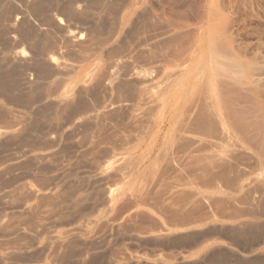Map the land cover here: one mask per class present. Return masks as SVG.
Segmentation results:
<instances>
[{
	"label": "rangeland",
	"instance_id": "374dc122",
	"mask_svg": "<svg viewBox=\"0 0 264 264\" xmlns=\"http://www.w3.org/2000/svg\"><path fill=\"white\" fill-rule=\"evenodd\" d=\"M91 1H82L84 4L82 5V2L80 3V1L78 0L76 2V0H74L75 7L80 4L82 5V7L84 6V9L82 8L80 10L81 12H83L81 13L77 8L74 7L73 0L72 2L70 0H0V130L2 129L0 133H5L0 137V264H264V208H261L262 205V207H264V203L261 204V206L259 205L258 207L253 208L256 213L255 214L253 212L255 217L259 215L256 218L253 217V214H251L253 210H245L243 212L244 216H242L233 224L228 223V221L224 219H212L200 227L190 228L181 232H168L167 236L164 235L166 236L164 239V236L158 237L156 235H152V230L156 229L157 226V229L159 230H161V228L162 230H169V227L163 222L161 217L153 213H151V215L150 212L146 209L141 208L142 210H139V208H137L138 203H134L135 200L125 199L121 201L122 203L119 202L111 209H105L101 212L92 211V214L89 213L91 211L90 208L92 206V200L88 199L89 201H86L85 203L83 201L84 199H81L85 197L86 199L88 197L92 199L91 195H93V190L91 191V188H89L88 186L92 179V176L90 173H86L88 172V165L91 166L92 162L91 147L89 146L90 141H88L89 139L87 138H91L92 134L91 130H86L87 132L83 135H87L88 137H85L86 141H84L85 138L83 137V135L77 133V120L74 121L70 118V114L72 113L70 108H74V106L70 105H75L79 102L80 104L82 103L83 105H87V102H90L91 100L89 99L90 97L84 92H86L90 88H87L85 84L77 83V78L74 77V75L65 76L63 74H59L55 76V74L53 76L52 72L55 73L54 70L56 71V66L51 63V58L54 55L52 52L53 47L55 45L58 46L61 42H63L61 44V48L65 49H61L62 52L64 51L63 55L67 52L64 56L63 61H65L68 65L75 66L77 68L76 70L82 72L83 74H90L95 70L99 71L100 69L101 71H105L108 67H110L106 65V63L108 62L106 61V57L109 51L110 53L108 55L116 52L114 55L117 56L112 58L113 61L110 62L111 64L116 60L114 65L117 64L121 67L123 64H126L125 66L129 67L134 63V57L138 56L139 53H143V51H145L143 47L145 40L152 39V41L150 42L152 44L149 48L150 50H152L154 49L152 47L156 46V44L159 43L158 40L163 41L164 38H168L170 40L171 38L169 37H174L175 34H177L174 38L182 37L185 38L188 43H191V45H188L194 52L191 51L190 56H194L196 54V45H198V42H200L199 39L202 37L207 38L209 40V46H212L215 51L217 66L215 69L216 73L214 72V76L217 81L218 87L220 86L219 91L224 106L226 107L228 122L231 125L234 124L232 126L238 131V134L240 135V139L242 141L244 140L245 143L249 141L246 144L249 143L248 145L251 147L256 160L258 159L257 163L262 164L261 168L264 169V162H262L264 161V87L262 86V84L264 85V82L259 87H254L251 89V91H248V89L243 88V86L236 84L232 80L233 73L230 70L231 64L233 65L235 63V58L243 55L248 57L249 59H255V70H257L259 67L260 71L262 69L264 70V0ZM69 5H71V7ZM68 8H70L69 11ZM57 12H60V15L62 16H60L59 14L57 15ZM66 15L68 16L67 19ZM146 15L148 16V18H146ZM17 18H20V24H17L16 28H13L11 22H15ZM64 19L67 20L65 21L67 25L65 24ZM70 19H72L73 21ZM79 19L81 20V22L79 21ZM75 20L79 22L76 21L75 23ZM83 22L88 23H85V25ZM149 22H151L152 25ZM70 24L72 25L70 26ZM82 26H84L83 30H85V32H87V28L92 29V31H90L91 29H88L89 33H85V40L80 41V44L79 42L66 41L67 39H65V37L63 36L65 31H74V29L75 31H77L76 29L82 30ZM65 27L71 28L72 30H67ZM14 29H16L17 31H15ZM111 29L113 31H111ZM12 31L14 33H12ZM164 31L166 33L168 31V33L164 34ZM94 32H96L97 34ZM111 34L112 37H110ZM91 36H94L95 39H91ZM97 37L99 38L96 40ZM102 38H108L109 40L107 39L105 41L104 39L103 42ZM126 39H128L127 42L129 41V46L126 45ZM16 40L19 42H17ZM190 40L191 42H189ZM96 41H99V44H95ZM120 41L122 42L120 43ZM16 43H21V45L18 44L16 47ZM70 43L73 44L72 47L66 46ZM129 43H132V45L130 46ZM53 44L54 46H51ZM122 44L128 47H125L124 50L118 51ZM240 45L242 46L240 47ZM75 46L76 48H73ZM135 48L137 51H135ZM15 49H17V53H23L27 56L31 55L30 57H28L29 59L31 58L30 61H27L29 59L26 57L27 59H20L18 61L19 63H16L17 60H13V55L15 56L16 53ZM132 51L134 52L133 55H131L133 53ZM125 53L126 56H124ZM225 54L227 56H225ZM131 57H133L134 59H131ZM119 60H122V62H119ZM23 61H25V63H23ZM116 62H119V64ZM128 64L130 65L128 66ZM40 67L43 70L46 69L48 73H46V70L45 72H42V69ZM28 69L32 71H28ZM35 72L38 73L35 76V78L38 76L36 79H34ZM44 73L48 74L45 79L43 78L44 76H42L45 75ZM218 74H220V76ZM29 75H31L30 77L32 78V80H30L31 78H28ZM50 76L53 77L50 78ZM30 81L33 82L32 85H35L32 86L30 84L31 86H29L27 82L31 83ZM58 81L59 83H57ZM60 83L61 86L58 87ZM222 85L224 88L222 87ZM52 87L53 89H55L53 90ZM63 88H67L68 90L70 89V94H73L74 96L68 95L67 99L64 100L66 97L62 98ZM79 90L82 92L78 93ZM222 90L223 92L221 93ZM52 91H55L54 93L57 96ZM260 91L262 94L260 93ZM77 93L80 94L79 98L84 95V99L81 98L79 101L77 99ZM43 97L45 98L43 99ZM87 97L89 98L86 99ZM83 100H85L87 104L85 103V101L83 103ZM52 102L55 103L56 106ZM62 106H65L64 108H66L67 110L65 111V109H61L63 111L62 113L59 111V113V107L63 108ZM227 112H229V116ZM88 117V120H90V122L85 119V121L87 122L83 121V123H89L87 125L91 127L92 118H90L91 116ZM67 118L71 119V125L66 124ZM62 120H64V122ZM56 124L58 126H56ZM51 128H53L54 131L51 130ZM47 131L48 134L46 133ZM65 131L70 134L69 138L72 137L70 140L69 138H66L68 134ZM242 131H244L243 133L245 134L241 133ZM53 132L54 134H52ZM5 135L7 137H5ZM55 135L57 137H54ZM77 135H79L80 137ZM13 136L16 139L12 138ZM76 137L78 140L76 139ZM52 138L55 139L54 142V139L52 140ZM73 138H75L76 141H80L79 144L81 143V140H83L84 142L81 143L83 144V148L80 149L79 153V148L77 147L78 143H76V147L78 149H73L75 141ZM49 142L53 146L51 145L50 147ZM46 143L49 144H47V146L49 147L45 146ZM41 144L45 145L41 146ZM37 145H39V147H37ZM70 145H72V147ZM34 147L36 150L34 149ZM46 147L47 149H45ZM42 151H44L43 154ZM56 151H58V153ZM73 151H76L75 156L74 154L70 156L72 153H74ZM81 151L83 155L86 154L85 156L82 155L83 158L88 157L85 159L86 164H84V159H81ZM87 151L89 152V154ZM47 153H49V155ZM51 153H55V155L52 156ZM255 153L257 156L259 155L260 158H258ZM79 158L82 162L78 160ZM78 161L80 162L78 163ZM55 162L56 164L58 162V165L61 167H59L58 165L56 166ZM72 164L76 165L75 167L78 168H71L74 166ZM78 164H82L80 165L81 167L77 166ZM52 165L53 167H51ZM49 166L50 168H48ZM68 166H70L71 170L68 169ZM44 168L48 169L50 172L48 170H45ZM52 169L54 171H52ZM42 170L45 171L46 174ZM72 170H74V172ZM65 172L66 175H68L67 177L65 175ZM59 173H61L62 175L60 174L59 176ZM47 176L49 177V179H47ZM61 176L63 177L62 181ZM45 177L47 178L45 179ZM38 178L44 179H42V181H39L40 179L38 180ZM84 179L85 181H87L84 182ZM44 181H46L45 184ZM57 181L59 182L57 183ZM80 181L84 184H80ZM40 182H42L44 187H41L42 185ZM67 184L68 187H66ZM20 185L21 187H19ZM23 185L26 186L23 187ZM29 185H34L40 190L38 195L36 196V200L35 197H33L32 199L29 198L30 195L27 191ZM76 188H78L79 190ZM14 189L16 191H14ZM24 190L27 194L23 192ZM62 190L68 193L65 192V194ZM11 191L13 194L11 193ZM60 191H62V195ZM69 192L71 193L70 195L74 194V198L69 195ZM84 192L87 193V195L84 194ZM42 193L44 194L42 195ZM24 194L26 198L28 197L27 199L24 198ZM64 194L65 198H68V202L65 198H62L64 197ZM47 196L49 197V199L47 198ZM58 196L60 197L59 200ZM54 197H57V199L53 200ZM41 198V201L43 203L39 201ZM63 199L66 202L63 201ZM76 201H78V204L76 203ZM80 203H83L85 205ZM23 204L24 206H22ZM45 205H47V207ZM73 205L75 206L73 207ZM78 205L82 206L80 207ZM87 205L89 206V208ZM62 206H64L65 209ZM27 207L31 210H29ZM43 207H46L48 211ZM50 207L53 210H51ZM84 207L87 209H85ZM37 208H41V211H38ZM32 209H36V211L38 212L33 211ZM65 210H68V212H65ZM197 210H200V212L202 213L200 214V212H196ZM256 210L259 212H257ZM84 211L86 213L89 211V214L86 215ZM143 211H145L146 214H144ZM194 211V217L198 216L199 218H203L206 214L205 212H209V210L204 211L202 208L195 209ZM49 212L51 214V217H49ZM226 213L231 214L233 212L226 211ZM249 213L252 215V217ZM45 214L49 215L48 217L51 219L49 220V218ZM56 214L62 215V218L59 219L61 216L59 215L58 218ZM66 214H69L68 216L72 214L71 217H73L74 219L71 217H69V219L68 217H66ZM133 214L135 217L131 216ZM199 214H203L204 216L201 217ZM54 215L56 218L54 217ZM127 215H130V217L126 218ZM75 216L78 218H76ZM41 217L47 218L42 219ZM134 218L135 221L132 222ZM47 219L49 221H44ZM153 219H157V221L161 225H159L158 222H156V220L154 221ZM56 220H58L60 224L58 222H54ZM37 221H42L41 225ZM65 221H67V225L64 224L66 223ZM81 221L84 223H82ZM123 221L125 222V224L123 223ZM36 222L38 224H36ZM120 223L122 228L119 226ZM238 223L241 224L239 225ZM221 224L224 225L222 226ZM114 227H118L119 230ZM238 227H240L241 229H238ZM36 229H38L39 231ZM144 231L145 234L142 233ZM137 232H141L142 234H138ZM154 232H156V230ZM212 232L213 234H211ZM216 232H218V234ZM174 237L177 238V240H175ZM161 238L162 240H160ZM59 249H61L62 251Z\"/></svg>",
	"mask_w": 264,
	"mask_h": 264
},
{
	"label": "bare ground",
	"instance_id": "6f19581e",
	"mask_svg": "<svg viewBox=\"0 0 264 264\" xmlns=\"http://www.w3.org/2000/svg\"><path fill=\"white\" fill-rule=\"evenodd\" d=\"M70 1L72 2V0H70ZM78 1H80V3H81L82 1L85 2L86 0H82V1L78 0ZM73 2H74V0H73ZM76 2H77V0H76ZM71 5H69V6L71 7ZM73 5L75 7V2ZM80 5H78V6L76 5L77 7H75L78 9V11H80L84 7V6L82 7V5H84L83 2H82V5L81 6ZM207 6H208V4H207ZM60 7H61V5H60ZM212 7H214V6H212ZM69 9L70 8H68V11H69ZM143 9H144V7H143ZM61 10H62V8H61ZM61 10H59V11H61ZM85 10H84V12H85ZM63 11H64V9H63ZM75 11H77V10H75ZM80 12H78V13H80ZM205 12H207V11H205ZM81 13H83V12H81ZM58 14L60 15V12L59 13L57 12V15ZM221 14H223V13H221ZM60 16H62V15H60ZM71 17H72V15H71ZM67 18H68V16L66 17V19ZM146 18H148L147 15H146ZM19 19L20 18H17V20H15V22L14 21H13V23L11 22L13 28H16V25L20 24ZM21 19H23V18H21ZM70 20H72V19H70ZM73 20H74V18H73ZM77 20H75V23ZM65 21H67V20L64 19V22ZM79 21L81 22L80 19H79ZM79 21H77V22H79ZM149 23L151 24V22H149ZM65 24H66V22H65ZM78 24H80V23H78ZM142 24H143V22H142ZM210 24H211V22H210ZM58 25H60V24H58ZM71 25L72 24H70V26ZM73 25H75V24H73ZM81 25H82V23H81ZM68 27H69V25H68ZM83 27L84 26H82V30L76 29L77 31H75V29H74L75 27H74L73 28L74 31H65L64 35L63 34L62 35L65 37V39H67L66 41H68V42L69 41L79 42V44H80V41L85 40L84 39L85 33H87V32L89 33L88 29H91V28H87V30H86L87 32H85V30H83L84 29ZM65 28L67 30L71 29V28H67V27H65ZM85 28H86V26H85ZM162 28H164V27H162ZM14 30L17 31L16 29H14ZM90 31H92V29ZM111 31H113V30L111 29ZM214 32H216V31H214ZM12 33H14V32L12 31ZM94 33H96V32H94ZM167 33H168V31H167ZM167 33L164 31V34H167ZM212 33H213V31H212ZM228 33H230V32H228ZM14 35H18V34H14ZM176 35L177 34H175V36ZM183 35H179V36H183ZM188 35H190V34H188ZM110 37H112V34ZM172 37H169V38H171L170 40L168 38H164L163 41L158 40L159 43L156 44V46H153L152 48H154V49H152V50L149 49L151 44H152V43H150L152 41V39L151 40L150 39L145 40V43L143 44L145 51H143V53H139L138 56L134 57L135 59L133 57H131V59H134V63L133 64L130 63L131 65L128 64V66L130 65L129 67L125 66L126 64L125 65L123 64L121 67L117 64L114 65L116 60L114 62H112V64H111L110 62L113 61L112 58L117 57V56L114 55L116 52L108 55L110 53V51H109V53L107 54V57H106L107 58L106 61H108L106 63V65L110 66V67H108L109 69L107 68L108 70L106 69L105 71L104 70L101 71L100 69H99V71L95 70L90 74H83L82 72L76 70L77 68L75 66L68 65L65 61H63L64 56L67 53L66 52L63 55L64 51L62 52V50H65V49L61 48L62 47L61 44L63 42H61V43L58 42V43H60L58 46H56V45L54 46V44L51 45V46H54L53 51H52L54 55L51 58V63L56 66V71L54 70L55 73L52 72L53 76L55 74H56L55 76H57L59 74L60 75L63 74L65 76L74 75V77L77 78L76 79L77 83L85 84L87 88H90L89 90H87V91L85 90L86 92H84L85 94H87L90 97V98L87 97L86 99L89 98L91 100L90 102L89 101L87 102L88 104L86 103L85 100H83V103L85 101V103L87 105H83L82 103L80 104V102H79L81 98L84 99L83 98L84 95L82 93L81 94L83 96H81L79 98L80 94H78V93L82 92L80 90L77 93L78 94L77 99L79 100L77 102H79V103H77L75 105H70V106H74V108L73 107L70 108L71 112H72L70 114V118L74 121L77 120L78 125L76 123L75 124L78 127V129H77L78 132L77 131L76 132L79 133L80 135H83L88 130H91V134H92L91 138H87V139H89L88 141H90L89 146L91 147L92 162L90 161L91 166L88 165L89 168H88V172H86V173H90L92 176V179H91L90 183L88 184V186H89V188H91V191L93 190L92 191L93 195L90 194L92 196V199L89 197L86 199V197H85V198H82L81 200L84 199L83 201L85 203H86V201L92 200V206L90 208L91 211L90 212L88 211L89 213H91L92 211L101 212L105 209H111L113 206L117 205L119 202H121L125 199L135 200L134 203L135 204L138 203V206L137 205L136 206H137V208H139V210L141 208L146 209L147 211L150 212V214L153 213V214L161 217L163 222L169 227V230H164V229L162 230V228H161V230H159V229H157L158 226L156 225L157 226L156 229H153L152 230L153 232L151 234L154 236L156 235L158 237H161V236L163 237L164 235L167 236L168 232H181L183 230H187L190 228L200 227L212 219H221V220L224 219V220H227L228 223L233 224L238 219H240L242 216H244L243 212L245 210L251 211V210H253V208L258 207L259 205L261 206V204L264 203V169L261 168L262 164L257 163L258 159L256 160L254 153L252 152L251 147L248 145L249 143L246 144L249 141H247L246 143L244 142V140L242 141L240 139V135L238 134V131L232 126L234 124L231 125L228 122L227 115H226V107L224 106V103L222 101V97H221V94L219 91L220 86L218 87L217 81H216L215 76H214V72H215L217 63H216L215 51H214L213 47L209 46L210 44H209V40L207 38L202 37L199 39L200 42H198V45H196V49H195L196 54L194 56H190L191 51H193L189 47V45H191V43H188L186 41V39L182 38V37L181 38H174V37L172 38ZM90 38L92 39V38H94V36L93 37L91 36ZM98 38L99 37H97L96 40ZM104 39L106 41L108 38L107 39L104 38ZM104 39L102 40L103 42H104ZM128 39H130V38H128ZM128 39H126V41H125L127 43V44L125 43L126 45H128V42H129V41L127 42ZM165 39H166V41H165ZM87 40H88V38H87ZM188 40H189V38H188ZM194 40H197V39H194ZM17 42H19V41H17ZM98 42L99 41H96L95 44H97ZM121 42L122 41H120V43ZM189 42H191V40ZM18 44L21 45V43H16L15 46L17 47ZM95 44H94V46H95ZM72 45L73 44L70 43L66 46L72 47ZM131 45H132V43L130 44V46ZM76 46L73 48H76ZM128 46H125L124 44H122V46H120L118 51L124 50L125 47H128ZM241 46L242 45H240V47ZM32 47H34V46H32ZM192 47H194V46H192ZM242 48H244V47H242ZM50 49H52V48H50ZM80 49H81V47H80ZM15 50H16V53H15V56L13 55V57H14L13 60L15 61V59H16L17 60L16 63H19L18 61L20 59L22 60V59H25L26 57L27 58L30 57L31 56L30 54H32V53H30L29 54L30 56H27L23 53H17V49H15ZM234 50H236V49H234ZM135 51H137L136 48H135ZM225 51H226V49H225ZM50 52H51V50H50ZM111 52H114V51H111ZM48 54H50V53H48ZM133 54H134V52L131 55H133ZM236 55H238V54H236ZM124 56H126V53L124 54ZM225 56H227V55L225 54ZM260 56H261V54H260ZM121 57H123V56H121ZM30 59L27 61H30ZM72 60H73V58H72ZM119 62H122V60L121 61L119 60ZM119 62H116V63L119 64ZM23 63H25V61H23ZM136 64H139V65H136ZM47 65H48V63H47ZM120 65H121V63H120ZM254 65H255V59L254 58L249 59L248 57L243 55V56L236 57L235 63L233 65L231 64V66H230V70L233 73L232 80L236 84L243 86V88L248 89V91L249 90L251 91V89L254 87H259L264 82V73H263L264 70L262 69L263 71L262 70L260 71V69H259L260 67L257 70H255ZM46 67H44V68H46ZM49 67H50V63H49ZM255 68H256V66H255ZM45 70L42 69L41 71L45 72ZM28 71H32V70L28 69ZM28 73H27V75H28ZM46 73H48L47 70H46ZM34 74H35L34 79H36L38 76L36 78H35V76L38 73L35 72ZM47 75L48 74H45L42 76H44L43 78L45 79V77ZM218 75L220 76V74H218ZM30 76L31 75H29V77L28 76L27 77L31 78ZM53 76H50V78ZM40 77H39V79H40ZM220 79H222V78H220ZM30 80H32V78ZM26 81H28V80H26ZM59 81L57 83H59ZM30 82L31 83L27 82L29 84V86H31L33 83L32 81H30ZM226 82H227V80H226ZM61 83H60V85H58V87L61 86ZM230 84H231V82H230ZM34 85L35 84H33L32 86H34ZM52 85H53V83H52ZM54 85H55V83H54ZM232 85H234V84H232ZM262 86L264 87L263 84H262ZM55 87H57V86H55ZM86 87H85V89H86ZM222 87H223V85H222ZM52 89H53V87H52ZM55 91H57V90H55ZM55 91H52V92L54 93ZM70 91H71L70 89L68 90L67 88H63L62 98L66 97L64 100L67 99L68 95L74 96L73 94H70L71 93ZM222 92H223V90L221 91V93ZM260 93H261V91H260ZM44 98L45 97H43V99ZM251 101H253V100H251ZM254 103H255V99H254ZM53 104H55V103H53ZM63 105H65V104H63ZM252 105H253V103H252ZM28 106H29V104H28ZM55 106H56V104H55ZM62 107L63 108L59 107L58 112L60 111L62 113V111L64 109H65V111L67 110L66 108H64L65 106H62ZM44 108H45V106H44ZM234 108H236V107H234ZM234 108H232V109H234ZM250 108H251V106H250ZM61 109H63V110H61ZM258 109H256V110H258ZM54 110H55V108H54ZM227 113L229 116V112H227ZM88 116H91L90 118H92L91 119V121H92L91 127H89L87 125L89 123H86V124L83 123V121H85V119L88 120V118H89ZM59 117H61V116H59ZM71 119L67 118V120H66L67 125H71L70 124ZM233 120H236V119H233ZM58 121H60V120H58ZM62 121L64 122V120H62ZM88 121L90 122V120H88ZM16 122H14V123H16ZM85 122H87V121H85ZM91 123H90V125H91ZM66 124H64V125H66ZM56 126H58V125L56 124ZM1 130H0V132H1ZM51 130H53V128H51ZM65 132L68 134L67 135L68 137L65 135L66 138H69L70 134L67 131H65ZM243 132L244 131H242L241 133H243ZM46 133L48 134V131ZM59 133H57V134H59ZM3 134H5V133H0V137L3 136ZM52 134H54V132ZM243 134H245V133H243ZM12 135H13V133H12ZM56 135L54 137L58 136V135L57 136ZM14 136H15V134H14ZM14 136L12 138H15ZM77 136H79V135H77ZM5 137H7V136L5 135ZM73 137H75V136H73ZM83 137L85 138L88 136L83 135ZM2 138H4V137H2ZM17 138H19V137H17ZM66 138H64V139H66ZM71 138H69V140ZM53 139L54 138H52V140ZM73 139L76 141L77 137H76V139L75 138H73ZM44 140H45V138H44ZM54 141H55V139L53 140V142ZM75 141H74L75 146L73 145V149L79 148V151H78V153H79L80 149L83 148V146H82L83 144H81L83 142V140H81L80 144H79L80 141H76V142ZM84 141H86V138L84 139ZM50 142H49L50 145L48 143H46V145L41 144V146L42 145L47 146V144H48L51 147L52 144ZM76 143H78L79 146ZM39 145H37V147H39ZM76 145L78 148L76 147ZM41 146H40V148H41ZM49 146H47V147H49ZM70 146L72 147V145H70ZM47 147L45 149H47ZM34 149H35V147H34ZM87 150H89V149H87ZM58 151H60V150H58ZM58 151H56V152L58 153ZM43 152L44 151H42V154H43ZM75 152L72 153L70 156H72L73 154L75 156ZM52 153H51L52 156L55 155V153L54 154H52ZM47 154L49 155V153H47ZM88 154H89V152H88ZM39 155H41V154H39ZM80 155L81 156L83 155L82 151H81ZM85 155L86 154H84L83 156H85ZM255 155H256V153H255ZM52 156H51V158H52ZM83 156L81 157V159L83 158ZM257 157L260 158L259 155ZM86 158H88V157H86ZM86 158H83L84 164H86V162H85ZM81 159L79 158L78 160L81 161ZM70 160H71V158H70ZM76 160H77V157H76ZM80 161H78V163ZM48 162H51V161H48ZM260 162H261V160H260ZM262 162H264V161H262ZM58 164H59L58 162H57V164L55 162L56 166ZM61 164H64V163H61ZM74 164H72V165H74ZM65 165H66V163H65ZM80 165H82V164H80ZM80 165L78 164L77 166L81 167ZM75 166L76 165H74L71 168H78ZM51 167H53V165ZM59 167H61V166H59ZM59 167H58V169H59ZM63 167H65V166H63ZM48 168H50V166ZM68 169H70V166H68ZM68 169H67V171H68ZM45 170H48V169H45ZM52 171H54V170L52 169ZM72 171L74 172V170H72ZM43 172L46 174L45 171H43ZM60 174L61 173H59V176H60ZM65 175H66V172H65ZM56 176H58V175H56ZM67 176L68 175H66V177ZM47 177H45V179ZM42 179H44V178H38L39 181H42ZM47 179H49V177ZM62 179H63V177L61 178V181H62ZM86 179H87V176H86ZM76 180H77V178H76ZM39 181H37V182H39ZM86 181L84 179V182H86ZM45 182L46 181H44V184H45ZM55 182H56V180H55ZM58 182L59 181H57V183ZM40 183L42 185L41 187H44L42 182H40ZM40 183H39V186H40ZM49 183H50V181H49ZM80 184H84V183H82L80 181ZM24 186H26V185H23V187ZM19 187H21V185ZM66 187H68V184ZM22 188H21V190H22ZM76 189H78V188H76ZM26 190H27V188H26ZM69 190H67V191H69ZM14 191H16V190L14 189ZM19 191H20V188H19ZM27 191H28V194L30 195L29 198L32 199L33 197H35V200H36V196L38 195L40 190L38 188H36L34 185H29ZM62 191H63V193L66 192V191L64 192V190H62ZM62 191H60V193ZM23 192L26 193L25 190ZM70 192H69V195L71 194ZM11 193H12V191H11ZM66 193H68V192H66ZM43 194L44 193H42V195ZM65 194H64V197H62V198H65ZM84 194L87 195V193H85V192H84ZM20 195H21V193H20ZM61 195H62V193H61ZM59 196H60V194H59ZM59 196H58V200L60 198ZM70 196L73 197L74 194L70 195ZM24 198H26L25 194H24ZM47 198L49 199L48 196H47ZM54 199H57V197H54L53 200ZM67 199H66V201H67ZM41 200H42V198L39 201L42 202ZM63 201H65V200L63 199ZM58 202H60V201H58ZM77 202L78 201H76V203ZM80 204H83V203H80ZM14 205H16V204H14ZM35 205H37V204H35ZM58 205H59V203H58ZM83 205H85V204H83ZM22 206H24V204ZM42 206H39V207H42ZM45 206L47 207V205H45ZM74 206L75 205H73V207ZM78 206H80V205H78ZM262 206H261V208H264ZM46 207H43V208H45V210L48 211V209H46ZM48 207H49V205H48ZM62 207H64V206H62ZM33 208H36V207H33ZM76 208H77V206H76ZM88 208H89V206H88ZM199 208H202L204 211L209 210V212H205L206 214L204 213L205 214V216H204L203 214L200 215L202 213V212H200V210L199 211L197 210L196 212H200L199 215L201 217H203V216L204 217L203 218H199L198 216L194 217V212H195L194 210L199 209ZM40 209L41 208H39V209L37 208L38 211ZM50 209L53 210L51 207H50ZM54 209H55V207H54ZM64 209H65V207H64ZM85 209H87V208H85ZM29 210H31V209H29ZM51 210H49V211H51ZM62 210H63V208H62ZM79 210H80V208H79ZM82 210H83V208H82ZM33 211H36V209H34ZM38 211H36V212H38ZM226 211H229V212L231 211L233 213L228 214V213H226ZM65 212H68V210H65ZM88 212L87 213L85 212L86 215L89 214ZM143 212H144V214H146L145 211H143ZM253 212L255 213L254 210L252 211V213L251 212L250 213L253 214ZM257 212H259V211H257ZM57 213H58V211H57ZM60 213H62V212H60ZM251 214H250V216L252 217ZM38 215H39V213H38ZM49 215H46V216L51 217L50 212H49ZM59 215L56 214V216L58 218H59ZM66 215H67L66 217H68V218L72 216V214L70 216H68L69 214H66ZM60 216L61 217L59 219L62 218V215H60ZM131 216L133 217L134 214ZM257 216H259V215H257ZM47 217H44V218H47ZM54 217H55V215H54ZM129 217H130V215L126 216V218H129ZM253 217H255L254 214H253ZM44 218H42V219H44ZM71 218H73V217H71ZM76 218H78V217H76ZM50 219L51 218H49V220ZM131 219H133V218H131ZM49 220L47 219L44 221H49ZM155 220H156V222H158L157 219H155ZM129 221H131V220H129ZM134 221H135V218L132 222H134ZM148 221H150V220H148ZM252 221H255V220H252ZM37 222H36V224L39 223L41 225L42 221L38 222V223ZM54 222L57 223L58 220H56ZM65 222L66 223H64V224L67 225V221H65ZM70 222H71V220H70ZM125 222H126V219H125ZM125 222L123 221L124 224H125ZM43 223H47V222H43ZM82 223H84V222H82ZM87 223H89V222H87ZM110 224H111V222H110ZM158 224H159V222H158ZM159 225H161V224H159ZM36 226H38V225H36ZM119 226L122 228L121 223ZM41 227H43V226H41ZM241 227H243V226H241ZM114 228H117V230H119L118 227H114ZM239 228L240 227H238V229ZM36 230H38V229H36ZM155 230H156V232H154ZM69 231H71V230H69ZM103 231H104V229H103ZM139 233H141V232H139ZM142 233L145 234V231ZM216 233L218 234V232H216ZM147 234H148V231H147ZM211 234H213V232ZM121 235H123V234H121ZM206 235H207V233H206ZM209 235H210V233H209ZM166 236H164L163 239ZM113 237H114V235H113ZM156 239H157V237H156ZM160 240H162V238ZM175 240H177V238H175ZM183 240H185V239H183ZM130 241H132V240H130ZM136 246H138V245H136ZM59 250H61V249H59ZM157 250H158V248H157ZM151 258H152V256H151ZM127 260H128V258H127ZM116 262H117V260H116ZM128 263H130V262H128Z\"/></svg>",
	"mask_w": 264,
	"mask_h": 264
}]
</instances>
